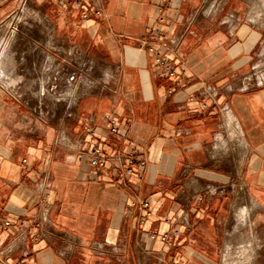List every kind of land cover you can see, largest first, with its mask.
<instances>
[{"label":"crops","instance_id":"0c3cea01","mask_svg":"<svg viewBox=\"0 0 264 264\" xmlns=\"http://www.w3.org/2000/svg\"><path fill=\"white\" fill-rule=\"evenodd\" d=\"M209 1L173 0L161 11L162 0H101L103 14L83 18V9L45 0L71 58L77 63L79 50L96 58L104 83L80 97L71 83L69 120H35L36 137L10 129L16 95L0 89V213L12 221L0 230V264H222L229 236L245 228L237 230L239 201L259 203L248 227L264 237V85L246 86L264 47V0H217L204 11ZM162 16L179 39L178 85L138 41ZM34 79L17 103L23 112L43 110L30 106L42 93ZM223 105L242 141L226 137ZM93 145L110 154L136 148L145 165L99 169L85 152ZM257 251L264 256V241Z\"/></svg>","mask_w":264,"mask_h":264},{"label":"rangeland","instance_id":"374dc122","mask_svg":"<svg viewBox=\"0 0 264 264\" xmlns=\"http://www.w3.org/2000/svg\"><path fill=\"white\" fill-rule=\"evenodd\" d=\"M211 1L204 7V11H206ZM44 5L45 0H0V52L2 53V60L9 64L5 72L0 68V89L9 88L5 80L11 73L16 76L21 75L22 78L24 74L29 75V80L24 83L20 82L14 89L9 88L10 91H14L17 100L15 98L11 102L14 104L15 109L8 112L7 115L12 121V128L10 129L13 132L20 131V133L31 137L37 135L35 134L38 130L35 127V120L37 119L40 121L43 119L51 126L59 124V120L62 118L69 120L70 112L67 105L73 102L74 98V89L71 87V83L76 84V92L79 97L88 90L100 92L102 83H104L102 79L105 71L104 65L96 58L87 56L80 50L77 63L74 62V58H71L73 48H71L68 40L65 45L62 44V38L64 37H60L59 31H55L54 20L56 17L45 15ZM254 67L252 73L255 72L258 80H264L262 76H258L260 73H264V47L262 55L255 61ZM73 68H77L76 74L72 73L75 76L74 79L59 80L65 74H68L67 77H69ZM38 74L42 80V93L41 96H30V106L34 108L42 102L43 110L23 112L17 108V103L26 100L28 97L26 92L33 91V86L37 87L33 84H35L34 78H37ZM25 116L29 118L25 119ZM27 123L29 124L26 125ZM224 127L228 131L225 124ZM237 138L235 135L234 139ZM241 204L239 201L237 206ZM252 214L253 212L249 216L248 225ZM257 227L259 230L262 228L260 225H257ZM251 233L249 227L246 226L242 231L230 235L229 239L233 237L234 240H238L239 237H252L258 249L261 247L264 237L261 238ZM228 242L223 254L222 264H232L233 259L236 260V253L228 255V251L238 250L239 244H234L233 248H228ZM256 259L254 264H264V256H260L258 251Z\"/></svg>","mask_w":264,"mask_h":264},{"label":"built area","instance_id":"2783aa9c","mask_svg":"<svg viewBox=\"0 0 264 264\" xmlns=\"http://www.w3.org/2000/svg\"><path fill=\"white\" fill-rule=\"evenodd\" d=\"M163 6L160 7V10L163 11L165 5L171 3L173 0H162ZM64 7L71 8L77 7L83 9L82 16L83 18H88L92 14L101 16L103 14L101 0H59ZM89 8H85V7ZM166 21L164 16L160 19V24L157 25L152 31L151 35L148 39H139L138 41L144 46L149 52H151L154 56L155 62L159 69L164 70L167 72L170 78L175 79V83L178 85L179 80L178 72L176 69L175 59H179V39L172 37L168 32H166L163 27L162 23ZM255 69V67L253 68ZM75 76L72 75L70 79H74ZM257 84V85H264V80H258L255 72H253L246 83L247 85ZM210 97L215 99L217 97V91L213 87H207L205 90ZM229 107L227 105H223L221 108V115L223 122L225 120V112H227ZM109 122L112 125L111 130L113 132L118 131V124L115 115H111L109 117ZM85 133L94 135V129H86ZM85 152L88 155L89 163L97 167L99 169H104L107 165H111L113 169L116 171L121 172H133V166L135 164H139L141 167L145 165V160L140 157V152L138 149H130L126 152H116L114 154L105 153L103 148L99 145L89 146ZM126 164V166H124ZM143 205L148 207L149 201H143ZM48 212L47 204H43L42 215L45 217ZM12 226V221L1 215L0 213V230L4 228H9ZM179 230L175 229L172 232H166L163 234L162 238L164 240L168 239L171 234H178ZM153 237L155 234L152 235Z\"/></svg>","mask_w":264,"mask_h":264},{"label":"bare ground","instance_id":"6f19581e","mask_svg":"<svg viewBox=\"0 0 264 264\" xmlns=\"http://www.w3.org/2000/svg\"><path fill=\"white\" fill-rule=\"evenodd\" d=\"M216 1L217 0H212L210 2V4L207 6L206 11L211 10L214 7V5L216 4ZM262 3L263 2H261V5H262ZM259 8H260V6H259ZM261 18H262V16L261 15H257V14H252L250 16V19L253 22L254 21L255 22H259V21L261 22ZM1 56H2V53L0 52V64L2 65L0 68L3 69V71L5 72V71H7V66L9 64H6V62L2 60ZM258 76H262L264 78V73H260ZM22 79L23 78H22L21 75L16 76L15 74L11 73V75L8 78H6L5 81H6L7 86L9 88L14 89L20 83V81ZM259 80L263 81V79H259ZM224 116H225L224 124L228 128V131H227L228 132V136L226 135V137L227 138L229 137L231 140H234V137L236 135V137H238L237 139L242 141L243 135H242L241 127H240V124L238 123L235 115L233 114L232 110L229 108L228 111L225 112ZM222 138H223V136H222ZM223 140H224V138H223ZM226 141H227V139H226ZM227 146L229 147V145H227ZM257 208H259V203L256 202V201H252L251 203H249V202L248 203H242L241 205L237 206V208H236V213H237L236 215H237V220H238V222H237V230L238 229L240 230L242 227L248 226L249 216ZM229 240L230 241L228 242V248H233L234 244H239L238 245V248H239L238 250H235V251H231L230 250V251H228V255L236 253V255H235L236 256V260L233 259L232 264H254V261L256 259V255H257V245L255 246L256 243L254 244V240H253L252 237H246V238L239 237L238 240H234L233 237H232ZM230 262H231V260H230Z\"/></svg>","mask_w":264,"mask_h":264}]
</instances>
